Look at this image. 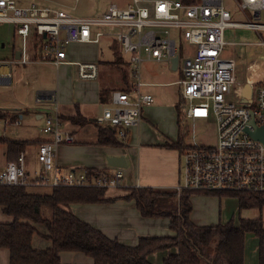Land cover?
<instances>
[{"label": "built area", "instance_id": "built-area-1", "mask_svg": "<svg viewBox=\"0 0 264 264\" xmlns=\"http://www.w3.org/2000/svg\"><path fill=\"white\" fill-rule=\"evenodd\" d=\"M77 1V0H75ZM244 22L231 20L223 0H131L125 8L116 5L95 18L74 17L66 11L39 7L35 4L19 6L15 0H0V25L11 26L20 40V56L0 61L27 64L28 40L40 38L39 61L55 67L71 64L76 67L79 80L98 77L94 62H69L67 47L72 43L98 44L110 36L127 57L130 84L127 91L111 93L110 104L103 108L95 123L114 130L119 140H125L129 129L141 121L142 109L153 102L142 88L141 69L145 62L167 63L177 57L181 79L180 109L192 128L186 130L194 137V123L210 115L215 119L214 146L186 144L181 151V182L174 192L193 193H248L264 195V142L254 139L250 132L255 127L264 130V76L248 80L251 101L241 103L242 87L236 77L237 62L222 57L228 44L226 30H248L258 40L256 47L264 49V0H233ZM111 29L106 34L102 29ZM178 35L193 50L180 58ZM235 45V44H233ZM247 46V44H241ZM245 83V84H246ZM50 97L51 109L43 118L40 132L49 137L37 149L36 161L40 170L29 176L25 156L20 152L14 161L0 169V186L24 188H93L114 190L123 187V174L75 169L62 172L56 163L57 149L74 143L72 134L65 130L53 94L43 93L36 101ZM234 97V100H232ZM3 125L8 122L1 123ZM20 124L15 120L13 125Z\"/></svg>", "mask_w": 264, "mask_h": 264}, {"label": "crops", "instance_id": "crops-1", "mask_svg": "<svg viewBox=\"0 0 264 264\" xmlns=\"http://www.w3.org/2000/svg\"><path fill=\"white\" fill-rule=\"evenodd\" d=\"M72 1L76 5L79 0ZM142 1L148 4L153 0ZM15 2L19 6L35 4L39 7L63 10L71 14L67 10L71 8H67L62 3V0H15ZM130 3L131 0H126L120 3V7L117 4L113 5L119 8H125ZM108 6L99 13V16L107 10ZM84 17L87 16H79V18ZM102 31L108 34L113 30L105 28ZM16 39L18 40L19 38L14 35V30L11 26L0 25V61L9 59L12 56L15 58L14 54L16 51L19 52L21 44L13 45L12 41ZM29 39L27 43L28 53L31 58L29 63L11 65L4 63L0 66V87L12 86L14 83V96L16 95L8 106L3 101H0V122H8L6 125L0 123V137L6 140L25 143L22 152L25 156L27 174L33 176L34 173L40 170V166L36 161L37 149L42 142L49 139L48 136L40 132V128L43 126V118L49 110L48 107H51L50 97L43 98L40 102L36 101L38 95L47 93L54 95L60 118L64 117L61 119L63 121V127L74 138L73 144L61 145L57 149L56 163L62 172L83 169L113 174L116 170H121L123 174L122 188L149 187L162 191H174L175 187L181 182L182 156L180 151L165 147L167 143L171 144L176 140L172 141L164 135V131L159 126L160 116L164 115L171 120L173 119L178 128H181V118L185 122L188 120L184 118V114L180 109L181 98L177 106L176 104L172 105L166 98L160 97L165 103L160 106H155L153 95L149 91L159 85L143 81L141 77L144 70L154 76L159 72L158 70L155 73L156 69H158L156 67L162 65L166 66L167 71L170 72H176L178 69L176 67L173 68L172 65H168L167 63L145 62L141 69L140 79L141 82L147 84V86L142 88V91L152 96V104L142 109L140 123L129 129L125 140H119L117 138L124 143V147L100 146L96 144V138L97 129L101 126L95 123V118L100 116L103 108L110 104L112 92L127 91L129 89L130 77L127 57L121 54L119 45L108 35L101 38L98 44H70L66 49L67 60L69 62H94L98 66V77L95 80L83 81L74 76L76 69L74 65L64 64L55 67L49 63L39 61L40 38L31 35ZM8 40L11 41L8 42ZM77 45L80 47H95L93 50L94 54H87L84 61H77V59L81 60V55L78 54V51L72 49L73 46ZM231 45L235 46L233 44ZM114 49L117 50V53H115ZM104 51H108L109 55L111 54V59H106V61L100 60ZM240 53H233L231 57L236 60ZM117 55L120 56L119 60L116 59ZM13 67H17L15 72L11 71ZM53 67L56 70L55 76L52 75ZM14 76L16 77L15 81ZM177 82H175L176 85H178ZM21 84L28 86L27 93L29 94V98L19 97L17 95L19 85ZM239 85L242 88L244 86V84ZM126 88L127 90H125ZM31 90H34L33 93L37 92L35 100L33 98L31 100L30 98ZM158 111L160 113L156 117ZM76 115L83 118L85 123L80 125L72 124L69 118H74ZM15 120H19L20 124L17 126L13 125ZM155 124L159 126L162 132L156 130ZM9 125L21 129L8 132ZM134 132L137 134L135 141ZM178 137H181L183 141V135H178ZM119 156L125 158V168L119 169L110 167L107 164L108 157ZM8 162L10 161H7L6 158V146L1 144L0 169L5 167ZM123 191L106 192L105 197L113 200L110 203L91 205L74 204L70 205L68 210L83 222L102 232L107 238L115 239L119 243L127 246L136 245L138 239L141 237H159L152 236L157 234L151 233L149 230L167 228L171 231L167 219L143 218L137 211L133 201L122 199L125 195ZM222 201L226 205L228 199L223 198L219 200L216 197L203 194L191 196V222L196 226H213L217 223L228 222L225 219L221 220L220 216L219 219H215V210L217 206L218 208L220 207ZM207 207H211L214 210L211 218L201 215V210ZM250 211L246 212L248 213ZM0 213L2 214L0 224H6L12 221L11 217L2 212L1 207ZM159 219L163 220L162 224H158ZM171 236H174V233ZM31 244L36 250L50 248V242L38 235L32 237ZM166 255L167 252L153 254L149 257V261L151 262L154 259L156 264H158V261L162 262ZM60 262L61 264H80L79 262H82L81 264H90L92 260L82 253L65 252L60 254ZM0 264H9V252L6 249H0ZM244 264H257V245L256 249L252 248V244L249 248L246 245Z\"/></svg>", "mask_w": 264, "mask_h": 264}, {"label": "trees", "instance_id": "trees-1", "mask_svg": "<svg viewBox=\"0 0 264 264\" xmlns=\"http://www.w3.org/2000/svg\"><path fill=\"white\" fill-rule=\"evenodd\" d=\"M114 51L117 53V50ZM116 59L119 60L120 56L117 55ZM69 120L75 125L85 123L79 115ZM1 144L6 146L7 161L16 160L25 147V143L0 137ZM96 144L118 148L125 146L117 139L114 130L101 127L97 129ZM165 147L181 152L185 144L178 137ZM127 191L123 200L133 201L143 218L167 219L174 236L141 237L136 245L127 246L107 238L68 210L74 204L112 202L105 197L106 190L58 187L50 189L48 194H37L28 192L24 187L0 186V207L5 215L12 218L10 223L0 224V249L9 252V264H61L60 254L65 252L82 253L92 260V264H152L149 257L159 252H167L162 264H244L245 237L252 234L257 241V264H264L262 219L240 218L241 211L263 212L264 195L203 194L219 200L234 199L238 219L236 223L231 219L213 226H196L190 220V197L197 193L182 192L177 195L174 191L149 187L128 188ZM44 210L48 211V217L43 216ZM34 235L49 241L50 248L34 249L31 244Z\"/></svg>", "mask_w": 264, "mask_h": 264}, {"label": "rangeland", "instance_id": "rangeland-1", "mask_svg": "<svg viewBox=\"0 0 264 264\" xmlns=\"http://www.w3.org/2000/svg\"><path fill=\"white\" fill-rule=\"evenodd\" d=\"M126 0H79L76 5L72 0H62V3L65 4L67 9L72 16L79 17V16H87L84 18H95L99 16V13H101L104 8H106L110 4H117L120 7V3H123ZM224 8L229 12L231 16V20L234 22H244V17L238 13V10L235 6V2L233 0H223ZM75 7V8H74ZM74 8V9H73ZM224 39L225 41L230 44L233 43L235 46L227 45V47L224 50V53L222 57L227 58L231 57L233 53L241 52L239 54V57H237V81L239 84H245L248 80H253L255 78H262L264 76V49L256 47L254 44L257 42L258 38L257 36L248 30H226L224 32ZM30 40V39H29ZM11 40H8L10 42ZM177 41V48L180 55V58H183V56L188 52L193 50V46L188 45L179 35L176 39ZM20 43L19 39L13 40V45H18ZM31 43V42H30ZM241 44H247V46H242ZM72 49L75 51H78L81 55V60L77 59V61H84L85 56L87 54H94L95 47H87V46H73ZM78 56V55H77ZM79 57V56H78ZM111 54H108V51H104V53L101 55L100 60L106 61L111 59ZM232 58V57H231ZM155 73L159 70L157 74L152 76L144 70L142 72V80L148 81L151 83H154L156 86L152 89H150L149 92L152 93L155 106H160L164 104L165 102L160 99V97H164L167 99V101H170L172 105L176 104L179 105L180 96H179V89L180 86L176 85L175 82L179 81L181 79L180 69L176 72H170L167 71V67L162 65L159 67H156ZM161 68V69H160ZM17 67L11 68L12 72H15ZM73 69H75L73 67ZM67 71V70H66ZM163 71V73L160 74V72ZM51 72V71H50ZM60 73V72H59ZM52 75H56V70L54 67L52 68ZM76 69H75V75ZM16 80V77L14 76V81ZM264 80V79H263ZM27 87L24 84L19 85V91L17 92V95L19 97H25L29 98V94L27 93ZM14 90H15V84L13 83L12 86L0 87V101H3V103H6L7 106L11 104V100L13 101L14 96ZM34 90H31V100H35V97L37 96V92L33 93ZM234 100V97L233 99ZM50 110L51 107H48ZM159 111L156 114V117L159 115ZM181 120V128H178L174 120L169 119L165 117L164 115L160 116V128L164 131V135L167 136L172 141L176 140L178 135H183V142L185 144H198L201 146L211 147L215 145L216 142V128H215V119L212 115H210L205 120H196L194 123V137H192L190 134L186 133V130L190 131L192 128V124L189 121H182ZM3 123V122H0ZM183 123V124H182ZM156 125V124H155ZM159 126L156 125V130H160ZM102 128V127H101ZM21 128H15L13 125L8 126V132L12 131H18ZM162 132V131H161ZM10 134V133H9ZM134 141L137 139V134L134 132ZM133 143V142H132ZM118 190H124V194H128L127 189L120 188V189H108L106 190L107 193L115 192ZM27 191L30 193H37V194H48L50 192V189L43 188V187H35V188H27ZM198 195L203 193H197ZM206 194V193H205ZM225 199V198H224ZM228 201H226V205H224L223 201L220 204V207L215 210V219H220L225 221H230L231 219H234V222H237L238 219V212H237V204L234 199L227 198ZM213 208L207 207L203 208L201 210V215L211 218L213 214ZM250 211V210H249ZM0 213V218H1ZM43 216L48 217L49 213L48 211H43ZM261 218L262 224L264 227V211L259 212L258 210H251L250 212L241 211L240 218L244 219H250V218ZM25 223H29L28 221H24ZM163 220L159 219L158 224H162ZM149 232L157 234L152 236H163V237H170L173 232L169 231L167 228H159V229H152L149 230ZM256 239L252 234H247L245 237V249L246 245L249 248V246L252 244V248L256 249L257 241L255 243ZM254 255V254H253ZM152 264H156L154 259H152ZM80 264L82 262H79ZM92 264V263H90ZM158 264H162V262L158 261Z\"/></svg>", "mask_w": 264, "mask_h": 264}, {"label": "water", "instance_id": "water-1", "mask_svg": "<svg viewBox=\"0 0 264 264\" xmlns=\"http://www.w3.org/2000/svg\"><path fill=\"white\" fill-rule=\"evenodd\" d=\"M15 58L18 59L20 56V52L16 51L15 52ZM177 57L173 58L171 60V65L173 68H175L177 66ZM241 103L246 104L249 103L251 101V88L249 86V84H244L242 91H241ZM250 136L254 139L260 140L262 142H264V130L260 127H255L254 130L252 132H250ZM107 164L110 167H115V168H125L126 167V162H125V158L122 156L119 157H108L107 158Z\"/></svg>", "mask_w": 264, "mask_h": 264}]
</instances>
